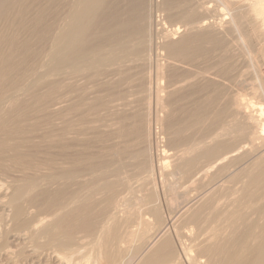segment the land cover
<instances>
[{"label": "bare ground", "instance_id": "6f19581e", "mask_svg": "<svg viewBox=\"0 0 264 264\" xmlns=\"http://www.w3.org/2000/svg\"><path fill=\"white\" fill-rule=\"evenodd\" d=\"M124 2L51 0L59 7L48 42L59 92L50 84L59 94L54 100L49 90L46 104L29 88L30 99L20 78L29 82L31 73L0 87V164L18 176L5 181L10 193L0 183V205L12 210L19 238L56 264H125L131 253L134 264H264V57L247 40H225L207 8L181 14L184 29L163 19L148 35V20L129 16ZM245 4L260 17L263 46L264 0ZM1 20L8 39L10 23Z\"/></svg>", "mask_w": 264, "mask_h": 264}, {"label": "rangeland", "instance_id": "374dc122", "mask_svg": "<svg viewBox=\"0 0 264 264\" xmlns=\"http://www.w3.org/2000/svg\"><path fill=\"white\" fill-rule=\"evenodd\" d=\"M9 1L10 0H8L7 3L5 2V5H7L6 6L5 16H7V17L10 16V18L12 19L13 22L11 21V19H10V22H8L9 21V18L7 19V17H5V16H4V18H6L7 21H5L3 19V17H1V18L4 21L0 19L3 24L8 25L7 22L10 23V24H12V25L9 24L8 27H6L5 25L1 24L3 27H6L5 30H7V29L9 30V27L11 26L10 27V30L12 32L7 30V32L9 34L5 30H2V31H4L6 37H8V35H9L8 39L7 38H3L2 39L1 35H3V37H4V34H1L0 33V38L2 40H5V39L7 40V41L4 42V46L3 45H0L2 47V49H1L0 52L2 54L4 52V56H6V58H4V59H6V60L9 61V65H6L7 63L5 64V62H7V61L4 60L5 62L4 63H0V64H3L4 67L6 65L7 67L4 68L2 65H0V66H2L6 70V72H7L8 66H10L12 63L13 64L10 67V70H8L7 73L5 72L4 69L2 70V67H1V70L2 71H0V77H2L1 73L3 71L7 75L6 74L3 75L5 77L4 78L2 77V80H0L1 81L0 87H3V88L7 87L8 88L12 84H15L14 82H16L17 78H18L19 81L21 79V84L23 83V86H20L21 87L20 88L19 85H15L16 87H19L20 90L23 91V92L26 91V89H27V91L25 93L28 92L27 93L28 95H29V92L32 93V90L34 92L37 91L36 94L33 93V94H35L34 95L35 97L38 96V97H36V99L39 100V98L41 97V99H44V100H41V101L47 104V101L48 102H51L52 101V98L49 97V96L52 95V97H54L53 99L55 100L57 98V95L59 94V93L58 94L57 93L52 94V92L54 93V90L51 91L52 90V87H51L52 86L51 85L52 82H54L53 85L56 87V89L58 88L57 87V81L58 80H56V79H58V73H59V71H58V67L55 65V62H52L53 59L51 60L50 59V55H49V53H51L54 50V48L49 44L51 42V41L49 42V40H50V38H51L52 35H54V34L57 33L56 26L59 24V13H58L59 12V7H58V4L57 3L56 4H52L51 3V0H49V2L52 5H50L49 2L47 3L46 0H39L38 3H37L38 0L37 1L36 0H32L33 2L31 0H28V2L31 1L29 3L26 2V0H20V1L17 0V2H19V3H15L16 0H14L15 2L13 0H11L10 2H12L13 4L12 3L10 4ZM34 1H36V2L34 3ZM149 1L151 2V6H149L150 5ZM246 1H248V0H226V2H228V4H229V8L232 10V15L226 14V11L224 10V8L216 0H152V1L151 0H126V2H124V6H126L127 11L131 13V14L128 13L129 16L134 17L136 15V13H139L138 15H136L137 17L135 16L136 18L140 17L142 19L143 16H144L145 18H143L142 20H140V21H143L144 24H146V21L148 20V22L146 24L147 25L146 34H148V35H150L152 32L154 34V31H153L154 29L152 27L157 26L158 24L156 25V23L158 22V20H160L159 22H162L163 19L165 21V25L169 29H171V30L178 29V26H182V25L184 26V27L182 26L183 29H184L186 22L184 20H182L181 17H179L181 14H185V15H188L189 16L192 11H197L196 9H198V8L201 9V7H202V10H204V9L207 8L208 11H209V13H210L209 15H211L210 20H213L214 21L213 23L215 25L220 26L221 29H223V30H221V32L222 31L224 32V33L222 32V34H223V38H226L225 40H229V41L232 40V41H235V42L237 41L238 43L242 42L243 40L244 41L247 40L246 42L250 43V46L254 45V47H252V49L254 48L253 51L255 50L254 51L255 56H256V53L258 52L257 53V56L259 58L260 57H264V45L261 46V44L259 43L260 42L259 37L257 36V34H258V30L257 29H258V27H261V25H259V24H261L262 22L261 23H257L256 22V20L257 19L259 20V18H260L257 13H253V12L252 13L251 12L248 13V10L247 9L248 8H250V9L253 8L254 5L251 4L249 6V5L245 4ZM22 2L23 3L25 2L27 5L26 4L23 5ZM148 3H149V5H148ZM208 3L211 4V7L210 8H208V6H207ZM15 4H16L15 11L20 10L19 12H21V14H19V12H16L18 14V16H17L18 18H16V15L17 14L15 13V11H14V13L16 15L15 14H12L13 12L11 13L10 7H9V9L7 8L9 5H11V7H13ZM33 4L37 7L36 9H35V6ZM36 4H40V5H36ZM22 5H23V7L25 6L24 7L25 9L27 8V12H26V10L23 7H21ZM131 6L134 7V9L136 11H134V9L131 11V8H130ZM149 7L152 8V9H150ZM141 10H142V12H141ZM150 10L153 11V12L151 11L153 14L150 12ZM8 11H10V12H8ZM134 12H136V13H134ZM140 13H142V14L140 15ZM110 14H112V11L110 12ZM145 14H147L148 17L145 16ZM132 15H134V16H132ZM200 15H201V17H200ZM200 15H199L197 21L202 18L203 13H200ZM151 16H152V18H151ZM232 16L237 17L238 28H236L235 26H233V22L231 20V17ZM38 18H40V19L42 18V20H40ZM146 18H148V19H146ZM180 19L182 20V22H181ZM18 21H23V23L21 22L22 23L21 24ZM149 21L151 22V24L149 23ZM260 21H258V22H260ZM216 22H218V23H216ZM152 23H153V25H152ZM18 24H20V27H19ZM218 24H220V25H218ZM17 25H18V28L19 29L21 28V25H22L25 28H27L28 30L25 29L24 27H22V29L20 30V32H18L19 30L16 29L17 28ZM148 25H149V27H148ZM150 25H151L152 31L150 30ZM46 26H47V28H46ZM256 27H257V29H256ZM23 28H24V30H23ZM49 28H50V31L46 34V37H45L46 38V42H45V44H42L44 42L41 41V37H40L41 32H43L45 29L48 30ZM157 28L158 29L161 28V24H159V26L156 27L155 29H157ZM0 29H3V28H0ZM14 29H16L19 34ZM41 29H43V30H41ZM29 30H31V31H29ZM22 31H25L26 34H25V32H22ZM15 32L18 35L16 34L17 37H15V35H14L13 36V37H15V39H14V38L11 37L10 34H12V33L15 34ZM30 32H32V33H30ZM240 32L241 33L243 32L245 34V37H244V34H243V37L239 36L240 39H238V36L237 35H239ZM32 34H33L34 37L32 36ZM226 35L229 38H227ZM29 37H30V39H29ZM9 38L10 39L12 38V39H14V41L15 40L16 41L14 43H12L13 42L12 39L10 40ZM241 38H243V39H241ZM1 39H0V42H1L0 44H3L2 43L3 41ZM38 39H39L40 42L38 41ZM8 40L11 41V42H9ZM144 40H146V38H144ZM27 41H29L31 44L29 42H27ZM6 42H8V44H6ZM25 43L30 44V45H27V46H29L28 47L29 50L26 47ZM143 45L140 44V43L139 44H136V46L139 48V56H138L139 58H142L148 52L146 50V47H143ZM24 47L27 48V51L28 52H26V49ZM44 50H47L46 51L47 53H43ZM39 52L42 53V54H39ZM1 53H0V55H1ZM39 55H40V57H39ZM15 64H16V66H15ZM260 71H261L260 73L262 74L261 77H263V80H264V64L261 66ZM11 72H12V75H11ZM26 73H31V79H29L30 75H29V77L27 76L28 79L27 78L26 79L29 81V82H27L25 80V77H24L23 78V81L24 80L26 81V83H24L22 81V78H20V77H23V75L25 76ZM19 75H21V76H19ZM51 76H52V78H51ZM11 77H13V78H11ZM9 78H11L13 82L10 81L11 79L9 80ZM53 78L54 79L56 78L55 79L56 83H55L54 80L50 81ZM46 79H48L50 82L47 83L46 82ZM4 80H6L5 83H4ZM7 81H9V83L12 82L11 85L10 84L8 85L7 84L8 83ZM16 84H19V82L18 83L16 82ZM24 84H26V85L24 86ZM47 84H48V86H47ZM28 85L30 87H28ZM45 86H47L49 89H47V87H45ZM22 88H23V90H22ZM29 88L30 89L32 88V90H30ZM28 89L30 91H28ZM56 89H55V92H59V90L57 89L58 90L57 91ZM15 90L18 91L19 89L16 88ZM49 90H50V92H49ZM47 92H49L51 94H49V96H48ZM25 93H23V94L25 95L26 98L20 92V94L24 97L23 99H27V97L30 96V95L29 96H26ZM41 93H42L43 96L41 95ZM44 93L49 97V100H48L47 96L44 97ZM17 94H18L17 96L20 95L19 92ZM39 94H40V96H39ZM55 95H56V97H55ZM31 96H30V99H34V97L33 96L31 97ZM20 98H21V100H23L22 97H20ZM46 98H47V100H46ZM36 99L34 100V102L36 101ZM254 100H256V98ZM41 101H40V103H41ZM30 102H32V100ZM26 148L27 147H25V149ZM10 166L11 165H4V164L2 165V164H0V168L2 167V169H0V176H1L0 177V183L4 184L6 186L8 185V190H9V188H11V184L13 183L14 179H16L18 177L17 176V173L14 172V168L12 166L11 167ZM2 173L4 174V176H3ZM12 173L16 177L15 176L12 177V175H13ZM9 175H11V176H9ZM11 180H12V183L10 182V186H9V183H5V181L6 182L7 181L9 182ZM10 190L8 191L9 193L11 192ZM0 208L3 210V213H4V215L2 213H0V222L2 221L1 224H2V226H4V227L0 226V232H1L0 233V251H1V253H0V264H9L11 261L13 263L14 260L17 261V262H14V264H23V263L24 264H37V263L38 264H56L55 261H54V259L51 260V258H53V257H51L50 255L47 254L49 256L48 257L47 255H45L46 253L42 254V252H40V250H38L40 252V254H39V252L34 249L35 247H34L33 244H32V247L33 248H31V245L30 244L32 242L31 243H28L30 240L27 237L24 236L25 237V241L27 243L24 242V240H23L24 237L19 238L18 232H16V231H18L17 230L18 229V225L15 222V220L13 219V217H10L11 214H13L12 213V210H10L9 207H6L9 210H4L6 208L5 207H2V205H0ZM1 209H0V212H2ZM8 211H11V213L9 212L10 213L9 214ZM5 212H7V213H5ZM6 215L8 216V218L10 220L6 217ZM41 216L42 215H40L39 217H41ZM5 219H7L8 222L5 221ZM35 220H36V217H35ZM3 221H4V223H3ZM5 225H7V226H5ZM11 227H13L15 229H12V231H11ZM15 232L17 233V235H16ZM19 233L22 234V233H25V232H19ZM28 248H29L30 251L28 250ZM4 249H5V252L6 253L4 252ZM11 249H13V252H11ZM31 249H33V250H31ZM9 250H10V252H9ZM19 251L23 255L22 254H19ZM21 251H23V252H21ZM33 251H35L36 254H34L35 252L33 253ZM12 253H14L18 257H16L15 255L13 256ZM81 253H80L81 256L83 255V253L86 254V252H84V251L81 252ZM5 254H7V255H5ZM9 254H12V256L9 255ZM131 254L126 259V260H129V262L126 261L127 264H132V263L134 264V262H135V260H132V259H135V258H134V256L131 257ZM8 256H9V258H6ZM10 257H12V259ZM50 261H52V262H50ZM77 261H74V263H77ZM126 262H125V264H126ZM90 263L91 264H99V263H96L94 261H91Z\"/></svg>", "mask_w": 264, "mask_h": 264}]
</instances>
